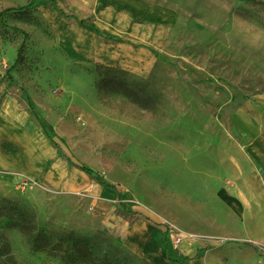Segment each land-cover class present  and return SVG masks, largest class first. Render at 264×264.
Listing matches in <instances>:
<instances>
[{"label":"rangeland","instance_id":"374dc122","mask_svg":"<svg viewBox=\"0 0 264 264\" xmlns=\"http://www.w3.org/2000/svg\"><path fill=\"white\" fill-rule=\"evenodd\" d=\"M5 9L0 264H69L67 236L85 240L73 264H264L237 205L263 189L264 0H0ZM13 28L26 42L10 80L23 40Z\"/></svg>","mask_w":264,"mask_h":264},{"label":"crops","instance_id":"0c3cea01","mask_svg":"<svg viewBox=\"0 0 264 264\" xmlns=\"http://www.w3.org/2000/svg\"><path fill=\"white\" fill-rule=\"evenodd\" d=\"M256 146H258L261 151L264 149V137L258 138L256 141ZM260 151H254L256 156H262ZM264 156V155H263ZM257 157L256 169L259 174L260 182L259 190H243L241 195H238V198H242V200H238L237 205H239L240 210L243 211L245 215H248L247 218L243 219V224L245 228L251 230L252 232L260 233L259 239L264 240V160ZM241 201V202H240ZM254 239V237H252ZM258 239V240H259Z\"/></svg>","mask_w":264,"mask_h":264},{"label":"trees","instance_id":"16d2710c","mask_svg":"<svg viewBox=\"0 0 264 264\" xmlns=\"http://www.w3.org/2000/svg\"><path fill=\"white\" fill-rule=\"evenodd\" d=\"M30 6H32V1H30L29 4L27 6H25V7H23V8H28ZM11 10L12 9H5L2 12H0V20L2 19V16L4 14L8 13ZM12 30L17 32V33H21L23 35V40H22V42L20 44V47H19L18 52H17V57H16L13 65L6 70V75L8 76V78L10 80H12L10 72L16 66L18 57L20 56L22 48L24 47V44L26 42V34L23 31H21L20 29H17V28H13ZM28 107L30 108L31 112L33 113L34 111H33V109H32V107H31L29 102H28ZM58 148L60 149L59 146H58ZM61 152L64 155L65 159L69 160L68 157L64 154V152L62 150H61ZM77 167L81 171H83L85 174H87L91 179H93L96 183H98L100 186L114 191L117 194V197H118V206L121 208V210L124 213L129 214V215H140L141 217H144L141 213H138V212H136L134 210H128L123 205L122 200H121V190L119 189V187H117V186H115L113 184L107 183L106 181H104V179L101 176H99L96 172H94L93 170H91V169H89L87 167H84V166H77ZM144 218L146 219V217H144ZM157 226L164 228V226L160 225V224H157ZM58 239H61V238L59 237ZM66 240L71 242V248H72L71 251L67 250L65 252V254H67V258H68V260L66 262H69V264H71V263L73 264V262H74L73 261V254L74 253L81 254L80 253V247L78 246V244L84 242L85 240L81 239V238H74V237H71V236H67ZM55 247H56V244L54 242H51L49 245H46L45 247H43V245H41V246L38 245L36 248H38L39 250H45L47 253H50L52 250L55 249ZM81 256H83V255H81ZM187 260H188L187 258L184 259V261H187Z\"/></svg>","mask_w":264,"mask_h":264},{"label":"built area","instance_id":"2783aa9c","mask_svg":"<svg viewBox=\"0 0 264 264\" xmlns=\"http://www.w3.org/2000/svg\"><path fill=\"white\" fill-rule=\"evenodd\" d=\"M24 185H26L25 183H21V186H24Z\"/></svg>","mask_w":264,"mask_h":264}]
</instances>
